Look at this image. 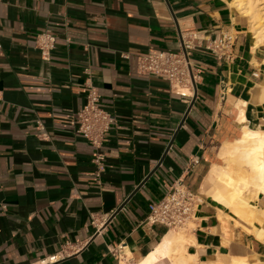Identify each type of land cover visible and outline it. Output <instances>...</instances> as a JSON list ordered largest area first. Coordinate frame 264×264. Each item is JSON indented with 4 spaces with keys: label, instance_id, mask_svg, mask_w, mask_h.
<instances>
[{
    "label": "crops",
    "instance_id": "obj_1",
    "mask_svg": "<svg viewBox=\"0 0 264 264\" xmlns=\"http://www.w3.org/2000/svg\"><path fill=\"white\" fill-rule=\"evenodd\" d=\"M223 31L236 38L233 63L206 49ZM189 33L200 39L197 98L138 190L195 91L182 97L166 80L139 74L137 59L179 51ZM47 34L55 42L44 58ZM255 43L227 0H0V264H178V253L160 246L173 230L147 222L178 180L199 204L185 230L187 254L198 256L190 264L261 256V222L235 215L208 181L213 165H224L225 144L245 127L264 132V44ZM90 87L117 120L100 172L72 126ZM259 196L251 202L262 220Z\"/></svg>",
    "mask_w": 264,
    "mask_h": 264
},
{
    "label": "built area",
    "instance_id": "obj_2",
    "mask_svg": "<svg viewBox=\"0 0 264 264\" xmlns=\"http://www.w3.org/2000/svg\"><path fill=\"white\" fill-rule=\"evenodd\" d=\"M46 37L40 47L44 58L49 56L55 42L51 35L47 34ZM199 40L195 34H183V43L177 52L150 49L145 55L138 57V73L164 79L176 94L186 98L193 97L186 96L180 90L193 91L194 95V82L197 84L198 76L201 74L196 70L192 57L197 49L195 42ZM235 43V36L223 31L215 40L208 42L206 49L219 61L233 63ZM116 122L114 114L100 107V96L95 88L90 87L86 104L82 111L75 115L72 126L93 148V162L99 172L103 171L104 167L103 149L107 134ZM198 164L199 160H194L191 167ZM198 207L197 196L184 180H178L166 197L151 208L147 222L153 225L160 224L171 230H188L196 218ZM51 260L57 259L53 257Z\"/></svg>",
    "mask_w": 264,
    "mask_h": 264
},
{
    "label": "bare ground",
    "instance_id": "obj_3",
    "mask_svg": "<svg viewBox=\"0 0 264 264\" xmlns=\"http://www.w3.org/2000/svg\"><path fill=\"white\" fill-rule=\"evenodd\" d=\"M227 1L230 3V6L235 7L238 13L248 20L251 27V33L253 34L254 40L256 42V48L263 45L264 6L261 4L263 3V1ZM180 92L184 93L186 96H193V91L180 90ZM220 155L221 157L225 158L229 157V159L226 160L225 165H213V171L211 175L209 173V180L207 179L213 185V190L211 189V185L209 184L210 186H208L210 189L208 191L210 192L212 190L210 193L215 199H217L229 209H232L236 213L235 215L238 214L246 222L252 223V225L253 222L256 220L261 222L262 228H254V234L256 235L258 240L260 239L261 241H264V222L262 221L264 220V218H262V220H260L261 218H258V214L260 213V211L251 202L252 200L256 199L259 195H264V132L260 130H252L248 127H245L243 129V136L234 143L225 144L221 149ZM235 165L241 169L247 168V172H244L243 169L240 171H233ZM208 181L205 182L208 183ZM260 205L261 204H259L258 206L260 207ZM186 236L187 233L185 230H173L170 232L167 238L165 237V242L162 243L164 245H160L163 247L168 246L170 248L169 251L172 250L178 253V264H190L191 262L196 261V258H198V256L195 257L194 255L191 256L187 254L186 241L188 239L186 238ZM189 237H193L191 233ZM190 241L191 242H188L189 244L193 243V239H191ZM193 244L195 245V243ZM159 251L162 252L163 249H159ZM157 253L152 254L157 255ZM166 255L167 254L163 256L165 257ZM153 261L155 260L153 259ZM262 261L257 262H259V264H264V262ZM215 264L249 263L245 260V258L220 256L219 261Z\"/></svg>",
    "mask_w": 264,
    "mask_h": 264
},
{
    "label": "water",
    "instance_id": "obj_4",
    "mask_svg": "<svg viewBox=\"0 0 264 264\" xmlns=\"http://www.w3.org/2000/svg\"><path fill=\"white\" fill-rule=\"evenodd\" d=\"M181 39H182V35H181ZM182 41V40H181ZM183 43V42H182ZM194 87H195V95H194V99H193V101H192V103H191V105H190V107H189V109H188V112L186 113V115H185V117H184V119H183V121H182V123H181V125H180V127H179V129H178V131L176 132V134L174 135V137H173V139H172V141H171V143H170V145L168 146V149H167V151H166V153H165V155H164V157L162 158V160L160 161V163H159V165H158V167L151 173V175L148 177V179L140 186V188L138 189V190H140L141 188H142V186L150 179V177L157 171V169L162 165V163L164 162V160H165V158H166V156H167V154H168V152H169V150L172 148V145H173V143H174V141H175V139H176V137H177V134H178V132L181 130V128H182V126H183V124H184V122L186 121V119H187V117H188V115H189V113H190V111H191V109H192V107H193V105L195 104V101H196V98H197V84H196V82H194ZM138 191H136L135 193H134V195L137 193ZM133 195V196H134ZM132 196V197H133ZM131 197V198H132ZM131 198L129 199V200H131ZM129 202V201H128ZM127 203H125L121 208H120V210L118 211V213L125 207V205H126ZM222 253H227V251L226 250H224V249H222V251H221Z\"/></svg>",
    "mask_w": 264,
    "mask_h": 264
},
{
    "label": "rangeland",
    "instance_id": "obj_5",
    "mask_svg": "<svg viewBox=\"0 0 264 264\" xmlns=\"http://www.w3.org/2000/svg\"><path fill=\"white\" fill-rule=\"evenodd\" d=\"M263 1V3H261L263 6H264V0H261L260 2H262ZM262 7V6H261ZM247 23H248V26H249V29H250V31H251V27H250V24H249V22H248V20H247ZM223 158V160H224V165H225V162H226V160L227 159H229V157H227V158H225V157H222ZM231 158V157H230ZM243 169V171L244 172H247V168H242ZM241 168H239V167H237L236 165L234 166V168H233V171H240V170H242ZM192 227V226H191ZM262 252H264V251H262ZM256 258V259H255ZM261 258V259H260ZM249 264H259V262L260 261H262V262H264V253H262L261 254V256H254V257H252V258H246L245 259ZM257 261H259V262H257Z\"/></svg>",
    "mask_w": 264,
    "mask_h": 264
}]
</instances>
